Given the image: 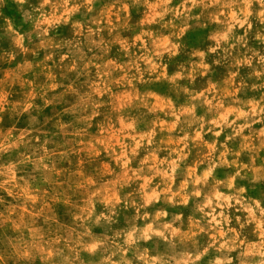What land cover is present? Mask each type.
I'll list each match as a JSON object with an SVG mask.
<instances>
[{
	"label": "clouds",
	"instance_id": "obj_1",
	"mask_svg": "<svg viewBox=\"0 0 264 264\" xmlns=\"http://www.w3.org/2000/svg\"><path fill=\"white\" fill-rule=\"evenodd\" d=\"M0 264H264V0H0Z\"/></svg>",
	"mask_w": 264,
	"mask_h": 264
}]
</instances>
